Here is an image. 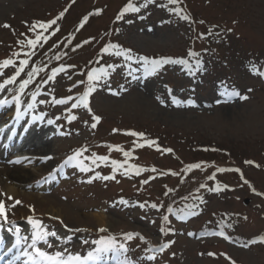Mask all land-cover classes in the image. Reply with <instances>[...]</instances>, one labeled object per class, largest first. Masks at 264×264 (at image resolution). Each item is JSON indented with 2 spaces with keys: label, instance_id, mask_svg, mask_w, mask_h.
Wrapping results in <instances>:
<instances>
[{
  "label": "rangeland",
  "instance_id": "1",
  "mask_svg": "<svg viewBox=\"0 0 264 264\" xmlns=\"http://www.w3.org/2000/svg\"><path fill=\"white\" fill-rule=\"evenodd\" d=\"M133 1L0 0V101L12 92L10 105L18 109L16 116L25 114L32 104L37 107L32 108L33 112L40 117L58 116L62 111L53 108L58 104L51 103L53 107L48 110L47 99L58 92L59 95L72 97L64 100L66 103L63 104H68L82 96L84 87L76 90L69 88L77 80H82L80 62L96 54L97 46L90 40L101 45L112 42L115 46L122 42L127 49L138 54L131 51L137 66L143 64L138 59L140 56L156 55L184 60L185 64H167L157 75L148 78L147 93L137 90L138 83L130 89L129 86L118 87L116 95H100L97 89L92 94L90 104V108L102 117L101 135L93 142L100 138L99 144L110 146L123 143L135 148L140 163H152L162 169L174 167L176 179L173 175L165 178L162 174V177H149L145 185L139 184L148 176L143 174L141 178L139 174L130 177L131 184L115 180L104 183L101 178L85 180L84 171H74V162L63 165L72 149L81 148L91 136V133H85L90 131L84 123L89 118L85 117L76 128L79 130L66 128L64 133L57 122L56 125L51 123L48 126L55 137L49 146L51 159L47 167L35 166L38 171L25 181L15 183L10 180L5 182V177L0 173V201L5 204L7 222L12 223L14 230L18 226L19 230L22 228L25 232L23 236L31 237L34 229L28 218L39 216L40 221L44 222L41 223L44 231L56 233L45 238L47 243L39 242V247L50 254L62 252L65 259L69 254L86 257L96 247L91 242L107 236L111 230L113 232L108 236L115 238L113 233L119 237L120 233L129 230L140 235L142 229L152 238L155 246L169 244L168 250L161 255L165 256L163 262L156 256L149 260L150 255L142 254L143 249L138 241L129 246L131 253H120L116 257L118 262L126 256L132 264H264V240L260 239L264 236V195H256L257 192L264 193V75H261L264 73V0H178L179 4L175 5H170L168 0H152L151 3L144 0L137 5L139 11H133L130 16L117 22L115 37L118 39L110 37L116 29L114 23L117 16L122 12L124 14V9ZM173 8L180 13L179 16L172 11ZM60 12L63 16L58 22L60 33L57 40L50 39L25 51L36 55L32 57L34 64L26 65L24 70L20 69L21 63L5 66L7 57L22 51L18 42L27 43L30 40L33 23L49 22L59 17L56 14ZM184 15L189 19L180 18ZM76 22H80L82 29H75L79 24ZM211 24L217 26L209 34L207 32L214 29ZM58 25L50 26L44 38ZM61 32L69 35L79 45L78 49L68 47L59 56L61 60L58 66H62L63 72L56 69L57 76L52 80L44 82L41 79L30 86L38 75L29 76V73L36 72L42 64L49 62V56L54 55L51 50L60 39ZM200 32L205 40L200 41ZM225 48L228 66L221 68L218 64L210 67L212 56L208 51L215 52L219 59L226 61L223 56ZM114 52L117 51L111 49L110 54L115 55ZM190 52L195 55H189ZM197 60L200 61L199 65ZM17 61L21 62L23 58ZM131 67L122 58L108 71L118 76L119 71L124 70L127 77L143 70V67H137L135 72H131ZM26 80L29 83L21 88ZM130 82L134 80L130 79L127 85ZM233 91L248 99L232 96ZM109 99L117 103L107 106ZM171 99L175 102L171 103ZM225 100H228L227 104H224ZM193 104L195 107L191 106ZM78 109L81 110L80 115H86V108L81 105ZM40 124H35L33 129H39ZM113 129L118 131L114 132ZM129 130L144 133V139L153 140L155 144L136 146L142 144L143 139L127 135ZM45 140L46 137H42L41 141ZM164 149L172 151L165 152ZM120 151L123 153L122 149ZM97 152L99 155L118 157L114 149L107 147ZM10 158L7 157L8 160ZM191 164L201 166L188 169ZM2 167L0 164V170ZM21 167L30 169L25 165ZM97 167L99 169H94V172L107 174L105 167ZM218 168L239 171L220 172ZM66 169H69V173L65 174ZM82 174L84 184L77 188V193L72 192L71 188L75 187L78 176ZM169 182L177 185L176 189L168 187L164 193H174V201L169 196L161 198L160 195ZM43 184H47V188L42 189ZM201 185L209 187L199 195L198 201H202V206L194 210L196 215L181 219L175 217L174 220L170 212L165 211L171 220L165 223L169 225L162 235L161 217L164 215L161 210L150 209L151 204L165 203L167 208L171 202H178L180 196L199 190ZM11 187L14 193L8 191L7 188ZM98 198L104 199L102 206L94 205L97 203L94 200ZM121 200L128 203L122 205ZM15 201L21 203L17 205ZM140 204L145 207L141 208ZM93 205L96 209L92 208ZM112 205L120 208L107 214L104 208ZM195 207L198 208L197 203ZM233 217H237L236 222L229 223V228L238 240H245L243 245L237 239L221 241L214 233L219 230V219L231 220ZM101 223L102 226H99ZM0 224L5 225L2 218ZM100 228L107 231L102 233ZM73 232L76 233L74 236ZM49 244L52 247H48ZM73 264L86 263L82 259Z\"/></svg>",
  "mask_w": 264,
  "mask_h": 264
},
{
  "label": "snow or ice",
  "instance_id": "2",
  "mask_svg": "<svg viewBox=\"0 0 264 264\" xmlns=\"http://www.w3.org/2000/svg\"><path fill=\"white\" fill-rule=\"evenodd\" d=\"M149 3L152 2V0H148ZM168 3L170 5H175L177 3V0H168ZM139 11V8L132 6L131 4L126 7L124 9L125 12L127 11ZM172 11L176 14V15H180V13L178 11H176L175 8L172 9ZM60 16H63V13L60 14ZM123 16V12L117 16V19H121ZM60 17H57L56 19H53L51 21H49L47 24L45 23H40L39 21L36 22V24H33L30 27V30H33L37 25L40 28L43 29H48L50 26H53L57 23L58 19ZM181 19L183 20H188L189 17L187 15L184 16H180ZM4 27H8V25H4ZM39 39V37L37 38ZM46 39V37H45ZM85 43H88V41H85ZM37 44V40H29L28 41V45L34 47ZM77 47H79V45H77ZM113 48H115L116 46L113 45ZM102 51H108V48L105 47L102 49ZM116 55L120 56L123 55L125 56L127 59H132V53L131 50L129 49H125L124 51H117ZM189 55H195L194 53H189ZM139 60H141L144 64V70L145 73L149 76H155L158 74V72L160 70H162L164 68L165 65L167 64H185L186 61L184 60H171L169 58H160V59H152L149 60L148 57L146 56H140L138 57ZM11 60H6L4 62L5 65L10 64ZM22 64H26L27 61H21ZM200 61L197 60V65H199ZM110 67H112L110 65ZM59 71L63 72L64 69L61 68L59 69ZM56 70H53V75L49 76L48 79L52 80L55 76ZM19 74V73H17ZM32 73H29V76H31ZM107 75V73L104 72V69H93L90 70L87 73V80H88V89L87 91L82 95L76 98V102H74L71 107L72 108H77L80 107L81 105L84 108H87L89 110V112H91V108H90V101H89V96L93 93H95L97 91V86L99 84V82L103 79V76ZM261 75H264V73H262ZM133 79H136V77H133ZM9 83H11V81H9ZM29 83V81H24L23 84H21V88H23L24 86H26ZM79 83L83 84L84 81H79ZM2 87V86H0ZM76 87V83L73 84V88ZM171 91V90H170ZM113 95H116V93H113ZM232 96H239L240 99L242 100H246L248 99L247 96L241 95L240 93H237L235 91H233L231 93ZM69 99H71V96L69 97ZM2 103H7V101H0V104ZM56 103H66V101L64 100H58L56 101ZM226 103V101H225ZM192 107H195V105H191ZM29 107H31V105H29ZM71 120L76 119L75 116H71L70 117ZM100 117L96 116V115H92L91 116V120L93 121V123H91V127L93 129H95L97 127V124L100 122ZM49 124L53 123L52 120L48 121ZM113 131H118L117 129H113ZM127 135L133 136V137H138L143 139V143L142 144H137L136 146L138 147H144L145 145L147 146H152L155 144V141L153 140H148V139H144V133L142 132H135V131H131L129 130L127 133ZM135 143V142H134ZM119 150V149H118ZM86 150H81V149H77L73 155L69 156L65 161H64V165L63 166H68L70 164H72L74 161L76 162V165L80 167L81 171H87L88 169L85 168L81 162H80V157L83 155V152ZM163 151L165 152H171V149H164ZM123 155L125 157H128L130 155V152L125 151L123 153ZM46 159H51V157H46ZM98 159L100 160H107L108 157L107 156H101L98 157ZM19 162V161H17ZM246 163L248 164H252V161H246ZM113 164L115 165V168H119L122 167V165L118 164L117 162H113ZM201 165L200 164H191L188 166V169H192V168H199ZM115 170V169H114ZM141 169L136 168V172L139 173ZM153 171H155V169H153ZM217 171L220 172H224V171H239V169H223V168H218ZM176 173H173V175H175ZM103 179H110L113 177H102ZM213 177H209V179H212ZM91 182V181H89ZM148 181L145 180L144 183H147ZM245 184H249V182L247 180H244ZM201 187H204V185H201ZM227 187V186H225ZM249 187H251V185L249 184ZM212 191H217V189H211ZM253 191H255V189H253ZM167 194V193H165ZM256 195H264V193H259L257 192ZM9 199L11 200L12 198L9 197ZM196 199H200L199 197H196ZM202 202V201H201ZM20 201H15V204H20ZM120 203L122 205H126L128 202L121 200ZM15 205H13L14 207ZM141 208H144L145 205L144 204H140L139 205ZM152 208H156L157 205L156 204H152L151 205ZM168 212H172V209L169 207L167 209ZM188 215H196V213L194 211H189L187 213ZM0 218L3 219V221L6 223L7 222V215H6V210H5V204L3 201H0ZM162 221L164 223H167L169 221V217L167 215H164L161 217ZM29 223L32 224L33 226V233L31 234V237H27V236H20V230L18 228H16V244L13 245V247H15L16 245L20 244L21 241H27L29 238L31 239V243L27 245V248H30L32 251L31 253H29L27 250H24L21 254L24 256L29 257V259L32 261V264H73V262L75 261H81L82 259L84 261H91L93 262V264H103L104 258L108 253H112L114 256L118 253H127L129 251V248L126 246V242L127 241H131L133 240L135 237H139L140 240H143L144 237L140 236L139 233H125L123 236V242L117 240L116 238H114L113 236H101L99 239L93 240L91 243L96 245V247L89 251L86 257H81L79 255H72L69 254L67 259L64 258V255L62 252H55V253H48L46 251H43L40 247H37V244L41 241H43L44 243H47L46 241V237L49 235L55 236L56 233L55 232H46L44 231V228L41 224L40 221L38 220H34L31 217L28 218ZM77 231H80L79 229H77ZM100 232L104 233L107 231V229L105 228H100L99 229ZM161 232H164L165 229L162 227L160 229ZM168 231H171V229H168ZM189 235H191V233H189ZM218 235L223 236V232L218 233ZM261 240H264V236L260 237ZM85 243H88V241H85ZM48 247H52L51 244L48 245ZM165 248H168V244H163L161 245L157 251H163ZM9 251H11V249H9ZM209 255H212V253H209ZM149 260L155 259V257L149 256L148 257ZM118 264H132V262L130 260L127 259V257L125 256V259L122 261H119Z\"/></svg>",
  "mask_w": 264,
  "mask_h": 264
},
{
  "label": "bare ground",
  "instance_id": "3",
  "mask_svg": "<svg viewBox=\"0 0 264 264\" xmlns=\"http://www.w3.org/2000/svg\"><path fill=\"white\" fill-rule=\"evenodd\" d=\"M148 91H149L148 87L144 86L142 93H147ZM109 100H110V102L106 103L107 106L108 105L110 106L112 104L117 103L116 101H114L112 99H109ZM31 135H33V133ZM32 138L33 139L30 140L29 145L26 149L28 151L27 155L34 156L36 158L41 157L40 159H36L35 161H33V164H35V163H36L35 165L42 164L41 167H47V165L49 164V161H47V159H45V157H47V156L51 157V155H49L50 154V149H49L50 147L49 146L51 145V141L36 143V142H34L35 135H33ZM4 154H6V152H0V160L1 161L4 160L3 159ZM39 162H41V163H39ZM38 170L39 169H37V170L36 169H27L26 170V169L19 167V166H16V167L13 166L10 168L7 165H3L2 169L0 170V173L3 174V176L5 177L4 178L5 182L10 180L11 182L15 183V182L25 181L28 177H30L32 175V173H35ZM7 189H9L8 191L10 193H14L13 187L7 188ZM99 218L102 219L101 216ZM99 226H102V223L99 224Z\"/></svg>",
  "mask_w": 264,
  "mask_h": 264
}]
</instances>
